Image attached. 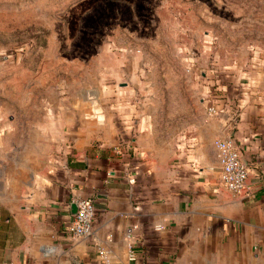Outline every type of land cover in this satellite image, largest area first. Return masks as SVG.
Segmentation results:
<instances>
[{"label":"crops","instance_id":"1","mask_svg":"<svg viewBox=\"0 0 264 264\" xmlns=\"http://www.w3.org/2000/svg\"><path fill=\"white\" fill-rule=\"evenodd\" d=\"M232 78L213 99L223 112L202 107L161 139L125 89L60 112L55 135L47 106L44 122L40 108L1 121L0 264H264V60ZM228 137L248 167L240 194L220 180ZM81 197L95 216L76 238Z\"/></svg>","mask_w":264,"mask_h":264},{"label":"rangeland","instance_id":"2","mask_svg":"<svg viewBox=\"0 0 264 264\" xmlns=\"http://www.w3.org/2000/svg\"><path fill=\"white\" fill-rule=\"evenodd\" d=\"M255 57L264 0H0V122L47 106L55 135L76 103L125 89L161 139Z\"/></svg>","mask_w":264,"mask_h":264},{"label":"built area","instance_id":"3","mask_svg":"<svg viewBox=\"0 0 264 264\" xmlns=\"http://www.w3.org/2000/svg\"><path fill=\"white\" fill-rule=\"evenodd\" d=\"M224 104H226L224 97L219 98V103L212 100L207 107L208 112L211 114L223 112ZM216 146L221 163V183L233 193L240 194L244 192L248 178V167L241 157L235 140L232 137L219 139L216 141ZM75 203L77 209L70 223L69 231L73 237L84 238L91 233L93 228L95 216L94 200L89 197H81L76 199ZM130 259L134 260L135 257L132 255Z\"/></svg>","mask_w":264,"mask_h":264},{"label":"water","instance_id":"4","mask_svg":"<svg viewBox=\"0 0 264 264\" xmlns=\"http://www.w3.org/2000/svg\"><path fill=\"white\" fill-rule=\"evenodd\" d=\"M76 209H77V205H76V203L73 205V211H74V213L76 212Z\"/></svg>","mask_w":264,"mask_h":264}]
</instances>
